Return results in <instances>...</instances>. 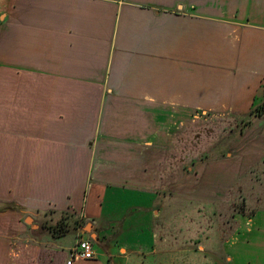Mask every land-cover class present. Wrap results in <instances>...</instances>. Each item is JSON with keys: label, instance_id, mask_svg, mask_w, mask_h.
I'll return each mask as SVG.
<instances>
[{"label": "crops", "instance_id": "1", "mask_svg": "<svg viewBox=\"0 0 264 264\" xmlns=\"http://www.w3.org/2000/svg\"><path fill=\"white\" fill-rule=\"evenodd\" d=\"M262 90L264 0H0V264H65L79 238L99 244L72 264H207L156 238L154 195L130 212L146 235L119 242L106 188L155 189L173 116L249 111ZM36 214L75 219L74 242L32 234ZM244 225L248 239L224 243L230 264H264V210Z\"/></svg>", "mask_w": 264, "mask_h": 264}, {"label": "rangeland", "instance_id": "2", "mask_svg": "<svg viewBox=\"0 0 264 264\" xmlns=\"http://www.w3.org/2000/svg\"><path fill=\"white\" fill-rule=\"evenodd\" d=\"M254 103L264 105V90ZM247 104L248 101L244 106ZM244 106L241 113L218 106L206 108L202 114L200 111L173 116L166 132L157 133L156 156L165 163L158 165L157 175H164L165 179L158 178L155 189L107 186L104 211L117 203L118 214L125 216L122 231L116 237L119 242L134 245L137 234L146 235L149 225L141 223L139 229L138 225L134 227L130 212L132 203L151 206L154 201L146 196L154 195L159 201L158 208L162 209L150 226L156 238L167 239L173 248L200 247L198 251L204 252L207 264L216 260L230 264L227 257L230 252L224 251V243L235 234L241 235L237 243L248 239L244 222L264 210V116L249 115L252 107L246 111ZM248 119L251 123L245 125ZM139 207L134 209L135 213L144 218L151 215ZM68 216L54 215L50 219L51 216L36 214L33 223H39L40 227H34L32 234L39 235L45 229L59 235L69 232L62 241L72 243L74 236L70 231L78 223L74 219L69 224ZM98 241L95 239L93 244L98 245ZM242 257L246 260V256Z\"/></svg>", "mask_w": 264, "mask_h": 264}, {"label": "built area", "instance_id": "3", "mask_svg": "<svg viewBox=\"0 0 264 264\" xmlns=\"http://www.w3.org/2000/svg\"><path fill=\"white\" fill-rule=\"evenodd\" d=\"M95 258L93 242L89 238H79L68 251L65 264H72L75 261L91 260Z\"/></svg>", "mask_w": 264, "mask_h": 264}, {"label": "trees", "instance_id": "4", "mask_svg": "<svg viewBox=\"0 0 264 264\" xmlns=\"http://www.w3.org/2000/svg\"><path fill=\"white\" fill-rule=\"evenodd\" d=\"M254 100H256V99H254ZM255 104H256V103H254V104L252 105V109H251V112L249 113V115L254 114L255 116H264V105H262V104H260V105H258V104L255 105ZM250 123H251V120L248 119V120L246 121L245 125L250 124ZM13 206H14L13 204H11V203H7V204H4L3 209H9V208H12ZM248 216H250V214H249ZM51 233H52V234H55V235H57V236H61V235L55 233V231H53V230H51Z\"/></svg>", "mask_w": 264, "mask_h": 264}, {"label": "water", "instance_id": "5", "mask_svg": "<svg viewBox=\"0 0 264 264\" xmlns=\"http://www.w3.org/2000/svg\"><path fill=\"white\" fill-rule=\"evenodd\" d=\"M31 221H32L31 217H27L26 220H25V222H26L27 224H31V223H30ZM34 227H36V225H33V228H34ZM90 228H91V224H87V226H86L85 229H86L87 231H89Z\"/></svg>", "mask_w": 264, "mask_h": 264}]
</instances>
